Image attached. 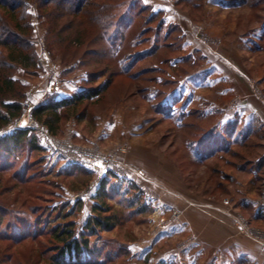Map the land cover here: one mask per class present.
Masks as SVG:
<instances>
[{
  "label": "rangeland",
  "instance_id": "obj_1",
  "mask_svg": "<svg viewBox=\"0 0 264 264\" xmlns=\"http://www.w3.org/2000/svg\"><path fill=\"white\" fill-rule=\"evenodd\" d=\"M139 2L148 7L145 16L161 11L169 34L154 55L135 63L138 78L117 73L116 61L103 55L93 19L76 18L68 32L84 40L70 43L63 39L65 32H52L36 1L29 4L36 66L12 70L23 89L22 112L0 128V137L28 129L41 149L22 144L12 158L0 152V264H55L59 244L53 229L73 223L81 233L96 214L114 222L88 234L95 255L106 264H187L198 254L204 264L210 256L193 246V227L197 219L208 222L215 216L236 235L249 236L264 255V131L221 149L225 131L245 116L223 121L227 99L224 71L218 72L223 62L216 65L215 56L207 55L209 47L225 48L261 25L264 0ZM158 23H147L145 34L158 35ZM143 24L139 20L132 30L139 32ZM197 42L207 54L191 48ZM260 51L257 58L263 62L264 37ZM109 79L106 89L76 113L62 114L55 134L32 115L38 103L57 99L63 87H78L65 95L70 97ZM246 125L239 126L246 131ZM198 138L202 143L191 142ZM245 195L257 198L256 206L243 204ZM94 206L102 207L100 213Z\"/></svg>",
  "mask_w": 264,
  "mask_h": 264
},
{
  "label": "trees",
  "instance_id": "obj_2",
  "mask_svg": "<svg viewBox=\"0 0 264 264\" xmlns=\"http://www.w3.org/2000/svg\"><path fill=\"white\" fill-rule=\"evenodd\" d=\"M34 1L40 5L49 18L52 32L55 35L65 32L66 35L63 36V39L68 38L70 43L81 44L84 40L80 41L78 34L68 32L74 28L76 18H81V20L87 18L88 21L93 19L98 25V32L103 41V55L116 61L117 73L134 78L139 76V72L134 71L135 63L154 55L160 47L166 44L165 41L169 34L164 30V23L159 18L161 11L150 12L145 16L144 13L148 12V7L145 5L141 7L139 0H135L131 4H127L125 0H0V128L12 119L19 117L22 112L23 89L18 85L17 80L12 78V70L16 66L25 70L36 66V53L31 40V27L27 12L29 4ZM180 2L191 5L199 4V0H180ZM64 18H67V22L61 25L56 24ZM139 20L145 24L136 33L132 29ZM157 20L160 21L157 24L158 28H155L158 35L156 33L145 34L146 27L149 26L147 23ZM53 21L55 24L52 26ZM130 32L136 33L131 39H129ZM90 36H87L88 40H90ZM87 43L91 44L90 41ZM135 47L136 50L131 52L130 49ZM101 75L103 74L99 76ZM91 81L93 82V80ZM109 82L110 79L100 87L85 85L81 91L70 97L44 100L33 108L32 115L37 121L42 122L51 133L55 134L63 113H76L89 99L105 90ZM168 109L170 110L169 107L161 108V112L168 111ZM241 123H243L242 117L238 121L234 120L232 127L225 131L227 134L221 137L223 140L221 149L226 151L231 143L241 145L245 143L251 133L259 131L258 127L250 125H246L247 130L245 131L243 127L239 126ZM28 132V129H15L11 134L0 137V152L3 150L8 158H12L15 150L22 144L29 145L33 149H41L33 136H27ZM204 134L210 136L209 131ZM202 141L203 139L198 138L191 142L194 144L202 143ZM212 153L214 150L204 157H209ZM99 209L102 207L94 206V211L98 210L100 213ZM110 219L109 216L96 214L88 218L84 224L85 232L83 230L78 234L73 228V223H66L54 228L53 237L59 244L56 253L52 256L54 263L106 264L107 260L95 255L97 250L90 246L88 234L90 232L89 235L93 236L97 230H107L112 227L114 222Z\"/></svg>",
  "mask_w": 264,
  "mask_h": 264
},
{
  "label": "crops",
  "instance_id": "obj_3",
  "mask_svg": "<svg viewBox=\"0 0 264 264\" xmlns=\"http://www.w3.org/2000/svg\"><path fill=\"white\" fill-rule=\"evenodd\" d=\"M178 23L183 27H188L189 24ZM187 29L189 30V28ZM190 34L187 31L188 37H191ZM263 37L264 24H261L237 37L236 40H232V43L227 42L225 48L220 47L217 50L218 48L209 47L208 54L202 44L198 42L191 48L202 49L210 58L215 56L216 65L223 62L221 64L223 67H218L220 68L218 72L224 71L222 74L225 80L224 95L227 99L225 107L220 105L227 116L223 121L233 122L235 114H243L245 116L243 123L262 128L264 131V61L258 60L261 55ZM194 39L198 41L196 37ZM213 53L215 54L213 55ZM76 88L78 89V87L73 89V86L63 87L59 91L57 99L66 97L65 95L77 90ZM256 201L257 198L248 195L242 197L241 200L243 204L246 203L249 206H256ZM197 223L198 225L193 227L194 235L197 236L193 246L200 252L204 250L210 256L208 262L206 259L204 264H264V255L260 247L249 236L236 235L232 228L221 224L216 216L208 222L197 219ZM206 223L207 227H203V224ZM183 259L187 261L188 258L183 256ZM200 260H202L201 255L198 254L197 257H192L186 263L201 264Z\"/></svg>",
  "mask_w": 264,
  "mask_h": 264
},
{
  "label": "built area",
  "instance_id": "obj_4",
  "mask_svg": "<svg viewBox=\"0 0 264 264\" xmlns=\"http://www.w3.org/2000/svg\"><path fill=\"white\" fill-rule=\"evenodd\" d=\"M29 120H30V122H29L30 124L34 122V120H33L32 116H31V117H29ZM29 120H28V121H29Z\"/></svg>",
  "mask_w": 264,
  "mask_h": 264
}]
</instances>
